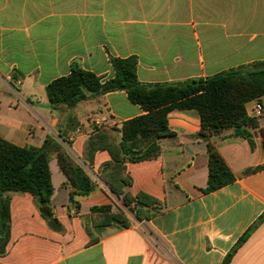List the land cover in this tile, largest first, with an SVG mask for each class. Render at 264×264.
<instances>
[{
  "label": "crops",
  "instance_id": "0c3cea01",
  "mask_svg": "<svg viewBox=\"0 0 264 264\" xmlns=\"http://www.w3.org/2000/svg\"><path fill=\"white\" fill-rule=\"evenodd\" d=\"M130 57L147 87L264 67V0H0V137L35 148L55 138L98 183L76 198L77 207L53 153L49 206L60 228L29 193H7L9 237L0 264H223L230 254L228 264H264V112L250 130L253 144L232 129L209 137L235 180L205 192L209 160L207 141L198 137L200 115L171 111L173 135L160 140L159 157L126 164V191L161 204L150 219L136 218L98 177L108 151H98L92 165L84 161L95 130L119 129L145 112L125 91L91 96L72 109L52 107L46 87L73 65L107 82L115 76L112 61ZM255 108L256 101L246 104L249 116ZM107 205L124 210L131 226L88 233L85 218Z\"/></svg>",
  "mask_w": 264,
  "mask_h": 264
},
{
  "label": "trees",
  "instance_id": "16d2710c",
  "mask_svg": "<svg viewBox=\"0 0 264 264\" xmlns=\"http://www.w3.org/2000/svg\"><path fill=\"white\" fill-rule=\"evenodd\" d=\"M112 64L115 76L107 82L103 83L94 73L73 65L68 75L50 82L46 92L52 107L66 105L72 109L91 96L125 91L129 101L143 109V115L124 122L119 129L95 130L84 145L83 159L90 165L98 151L105 150L110 154L111 160L101 166L98 177L124 208L140 220L150 219L157 213L161 205L157 199L144 193L133 196L126 191L132 185L126 164L159 157L160 140L173 135L168 126V114L176 109L195 110L200 115L198 137L207 141L209 160L205 192L217 190L235 180L209 137L232 129L235 137L248 139L253 144L250 130L258 128V121L248 115L246 104L261 101L264 97L263 66H240L181 86L147 87L138 80L137 60L134 57L114 59ZM117 133L121 134L120 140ZM53 153L72 187L70 200L77 207V197H86L97 189L98 183L57 139L50 137L42 148H35L19 147L0 137V238L4 237V241L0 242V254L4 253L9 237L10 210L6 195L9 192L32 195L42 216L48 219L53 228H60L49 206L54 192L49 167ZM261 168L264 169V166ZM85 222L88 233L93 228L115 226L125 229L131 226V220L124 210L113 211L111 205L93 208ZM96 240L92 239V242ZM230 257L231 254L223 264H228Z\"/></svg>",
  "mask_w": 264,
  "mask_h": 264
},
{
  "label": "built area",
  "instance_id": "2783aa9c",
  "mask_svg": "<svg viewBox=\"0 0 264 264\" xmlns=\"http://www.w3.org/2000/svg\"><path fill=\"white\" fill-rule=\"evenodd\" d=\"M264 112V102L261 103V101L256 100V108L254 110V116L253 118H258L262 113Z\"/></svg>",
  "mask_w": 264,
  "mask_h": 264
}]
</instances>
